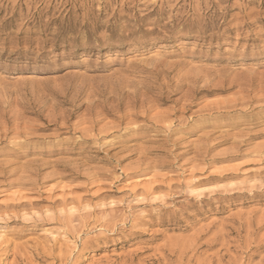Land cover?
I'll return each mask as SVG.
<instances>
[{
	"label": "rangeland",
	"instance_id": "1",
	"mask_svg": "<svg viewBox=\"0 0 264 264\" xmlns=\"http://www.w3.org/2000/svg\"><path fill=\"white\" fill-rule=\"evenodd\" d=\"M0 264H264V0H0Z\"/></svg>",
	"mask_w": 264,
	"mask_h": 264
},
{
	"label": "bare ground",
	"instance_id": "2",
	"mask_svg": "<svg viewBox=\"0 0 264 264\" xmlns=\"http://www.w3.org/2000/svg\"><path fill=\"white\" fill-rule=\"evenodd\" d=\"M69 259V258H68Z\"/></svg>",
	"mask_w": 264,
	"mask_h": 264
}]
</instances>
